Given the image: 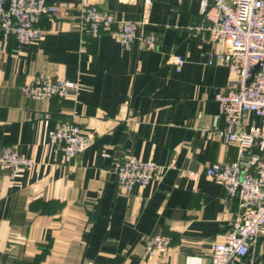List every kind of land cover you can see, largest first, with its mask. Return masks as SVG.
I'll list each match as a JSON object with an SVG mask.
<instances>
[{
	"label": "crops",
	"instance_id": "obj_1",
	"mask_svg": "<svg viewBox=\"0 0 264 264\" xmlns=\"http://www.w3.org/2000/svg\"><path fill=\"white\" fill-rule=\"evenodd\" d=\"M49 2L59 12L38 21L40 41L20 44L0 32V147L35 161L16 176L0 168V264H211L212 246L225 240L238 204L226 208L224 189L205 171L235 162L238 148L201 132L224 126L215 124L217 96L231 77L209 65V34L190 30L201 21L200 1L154 0L145 31L156 34L155 50H127L106 31L83 34L75 0ZM90 2L117 21H139L144 10ZM177 55L185 59L179 73ZM38 75L77 82L79 92L28 99L22 88ZM65 122L93 139L71 162L51 143ZM127 156L165 171L126 192L114 169ZM157 235L172 245L149 259L145 243ZM234 264H264L262 241Z\"/></svg>",
	"mask_w": 264,
	"mask_h": 264
},
{
	"label": "built area",
	"instance_id": "obj_2",
	"mask_svg": "<svg viewBox=\"0 0 264 264\" xmlns=\"http://www.w3.org/2000/svg\"><path fill=\"white\" fill-rule=\"evenodd\" d=\"M80 7L78 24L83 34L97 36L106 31L127 50L135 44L140 49L155 50L158 39L148 33V9L154 0H117L121 3L141 4L144 7L139 21H117L113 14L103 12L90 0H75ZM201 21L192 26L194 32H207L215 50L209 52V65L228 69V90L217 96L222 128H202V134H217L225 144L238 148L235 162L209 166L206 176L225 192L226 208L237 202L238 212L230 221L226 238L215 243L211 250V264H234L248 256L251 248L262 241L264 247V0H199ZM59 9L49 0H1L0 32L20 44L37 42L43 31L37 26L43 17H54ZM176 71H182L183 56L173 58ZM31 100L49 101L78 94L77 82L65 78L38 75L22 88ZM255 117L258 122L252 121ZM56 154L66 162L84 152L93 144L76 124L59 123L51 136ZM33 158L20 154L8 146L0 147V168L13 176L31 171ZM160 168L153 161L127 156L114 169L120 187L126 192L144 188L158 179ZM172 238L157 235L145 243L149 259L166 254Z\"/></svg>",
	"mask_w": 264,
	"mask_h": 264
}]
</instances>
